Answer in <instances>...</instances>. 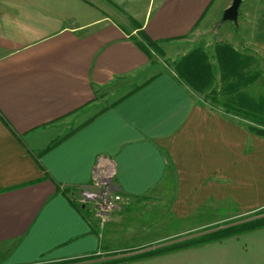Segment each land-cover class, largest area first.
Instances as JSON below:
<instances>
[{"label": "crops", "instance_id": "obj_1", "mask_svg": "<svg viewBox=\"0 0 264 264\" xmlns=\"http://www.w3.org/2000/svg\"><path fill=\"white\" fill-rule=\"evenodd\" d=\"M64 2L0 0L1 264H264V228L146 257L162 247L155 232L124 220L152 213L168 191L177 218L264 209V137L204 105L138 45L158 42L174 64L228 44L255 73L264 0H241L236 23L221 21L232 0H112L127 8L110 13ZM100 155L114 159L124 198L102 231L76 195Z\"/></svg>", "mask_w": 264, "mask_h": 264}, {"label": "rangeland", "instance_id": "obj_2", "mask_svg": "<svg viewBox=\"0 0 264 264\" xmlns=\"http://www.w3.org/2000/svg\"><path fill=\"white\" fill-rule=\"evenodd\" d=\"M56 3V7L63 6L61 2H64V0H51ZM84 3L88 4L92 8H95L101 13H106L110 11L113 12H121L124 11L126 8H124V4L116 5L112 4V0H82ZM143 4V1L137 3L135 6L136 9L141 8ZM66 5V4H65ZM42 7H45L42 5ZM67 7L71 10H77L79 11L82 8V5L80 4H71L67 5ZM59 8V7H58ZM124 9V10H123ZM183 48V44L179 45ZM170 48H167V53L169 54L171 51H169ZM206 52L208 54V57L213 63L212 65L214 68L215 65V59L212 56V51L209 49H206ZM167 55V54H166ZM154 60L156 62L162 63V69L165 71L172 70V64L170 59L165 58L164 54L163 56L158 54V56L153 55ZM167 57H169L167 55ZM170 58V57H169ZM215 77L214 80L206 91L203 93L197 92V97L200 98V100L203 102L204 105H210L212 106L215 113H221L224 112V106L223 102L226 101L225 94H224V88L225 86L231 81V78L223 81L221 80V74L220 72L215 68ZM256 73L260 74V78L256 81V83L253 86L246 87V88H240V92H248L247 94H250L251 96L257 98L258 96H264V65L259 66V69L252 70ZM248 72L250 73L249 69ZM246 90V91H245ZM218 94V96L215 98L217 102H214L212 100L213 93ZM104 105H100L99 109L103 108ZM209 106V107H210ZM230 120L235 121L244 127H253L258 128L259 130H264V126L259 124H254L250 121H247L245 119H242L235 115H229L227 116ZM259 122L264 123V115H258ZM173 189L172 182H169V190ZM166 197L161 198L159 200V203L157 204V207H154L152 213L146 212L145 216L142 217V215H139V213L134 212H128L126 215H124V220L127 221V224H135L139 226H148L150 227V232L154 231L155 233L152 236H155L154 238L158 241V245H162V247H165L164 245H167L168 243L171 245L173 243L178 242H184L192 239H196L199 237H205L209 233L223 230L235 225L236 223H243L248 222L253 219H255L257 216V212H249V213H241L238 211V209L235 206H230L227 208V212H225L223 209L220 211L219 214H212L211 212H205L200 211L198 213H192L189 215V217L186 218H177L174 214L170 212L169 206L171 203V200H173V197H170V192L168 191L165 195ZM152 202H149L148 204H151ZM112 215V214H111ZM110 215V217H111ZM126 216V217H125ZM110 217L108 218L107 222L110 220ZM259 217V216H258ZM94 218V217H93ZM214 218H225L224 220L218 221L217 223L211 224V226H203L205 224H209ZM95 219V218H94ZM106 222V223H107ZM98 223V221H97ZM105 223V225H106ZM99 226L100 231H102L105 227ZM232 225V226H231ZM127 226V225H126ZM100 235V234H99ZM149 239V238H146ZM146 239L141 238L140 241L144 242ZM222 240V239H221ZM220 240V241H221ZM215 242V241H212ZM169 245V246H170ZM199 246V245H198ZM197 247V246H192ZM189 247V248H192ZM188 249V248H186ZM108 261V260H107ZM107 261H96V258H82L79 260H73L70 262H62V263H51V264H106ZM2 263V258H0V264Z\"/></svg>", "mask_w": 264, "mask_h": 264}, {"label": "trees", "instance_id": "obj_3", "mask_svg": "<svg viewBox=\"0 0 264 264\" xmlns=\"http://www.w3.org/2000/svg\"><path fill=\"white\" fill-rule=\"evenodd\" d=\"M144 41V44L139 43L138 45L149 57L152 55L151 51L157 56L158 54L163 56L162 51L157 45L158 42L146 39H144ZM213 53L216 65L215 68L220 72L221 80L226 81L231 78V81L224 88L226 99V101L223 102L224 114L228 116L230 114L235 115L254 124L260 123L264 126V123L259 122L260 120L258 118V115H264V96L260 95L258 99H255L239 90L240 88H246L254 84L257 79L260 78V74L256 72L252 74L248 73L249 60L241 59L239 53L228 44H217L214 47ZM212 64L207 52L203 48L197 47L186 56L182 57L178 62L172 64V71L189 89L203 93L209 89L215 77V68ZM217 96L218 94L214 92L212 96L214 102H217L215 99ZM247 129L260 137H264V130L255 129L253 127H247ZM77 209L81 211L79 206H77ZM256 216L257 217L251 221L209 233L205 237L201 236L196 239L161 247L144 254V256L150 257L165 254L171 251L203 245L233 235L264 228V209L259 210Z\"/></svg>", "mask_w": 264, "mask_h": 264}, {"label": "built area", "instance_id": "obj_4", "mask_svg": "<svg viewBox=\"0 0 264 264\" xmlns=\"http://www.w3.org/2000/svg\"><path fill=\"white\" fill-rule=\"evenodd\" d=\"M116 170L113 158L100 155L93 166L90 183L76 189L77 202L90 206L92 216L100 227L105 225L110 215L124 202V198L114 187Z\"/></svg>", "mask_w": 264, "mask_h": 264}, {"label": "water", "instance_id": "obj_5", "mask_svg": "<svg viewBox=\"0 0 264 264\" xmlns=\"http://www.w3.org/2000/svg\"><path fill=\"white\" fill-rule=\"evenodd\" d=\"M240 5H241V0H232L231 5L224 10L221 21L236 23ZM237 224L238 223L232 225H237Z\"/></svg>", "mask_w": 264, "mask_h": 264}]
</instances>
